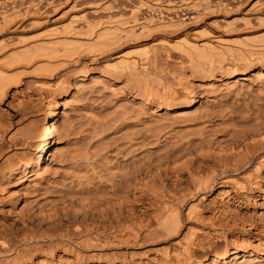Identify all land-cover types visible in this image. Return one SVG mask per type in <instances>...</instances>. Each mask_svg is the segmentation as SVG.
<instances>
[{"label": "bare ground", "instance_id": "1", "mask_svg": "<svg viewBox=\"0 0 264 264\" xmlns=\"http://www.w3.org/2000/svg\"><path fill=\"white\" fill-rule=\"evenodd\" d=\"M145 3H92L89 5L93 7L83 12L84 21L51 25L45 31L33 33L34 37L28 35L29 39L25 35L23 38L5 34L8 30L2 29V25L0 102L9 88L10 83L5 82L10 78L16 81V70L25 73L23 70L29 69L28 74L34 70L32 74L36 76V72L51 76L67 66L69 60L79 64L85 55L86 62L62 72L57 84L47 83L53 104L29 118L21 146L5 152L3 146L14 136L7 125L1 126L0 203L14 208L22 204V210L28 207L50 217L55 211L66 209L107 211L108 205L119 210L143 209L141 214L130 211L122 216L120 212L122 217L116 216L120 218H116V224H105L103 229L70 222L67 227L63 225L66 228L53 231L25 224L26 229L19 233H0V264H33L36 252L51 258L36 264H55L52 259L58 248L77 251V264H83L81 250L93 252L100 259L106 257L109 263L126 255L143 257L152 251L164 257L147 264H167L171 256L175 257V264H264V219L256 244L249 240L230 242L223 226L215 228L212 221L202 216L198 204L217 181L264 193V60L255 56L243 63V59L240 68H235L234 63L228 64L220 57L222 51L218 53L211 42L201 39L203 33L196 39L195 30L197 34L189 37L186 28L196 23L199 12L193 13L185 6L182 13L177 8L169 10L170 7H160L158 11L157 6L158 13H154L153 5ZM72 6L69 10L77 9ZM63 12L67 17L66 10ZM34 15L24 24L20 21L16 27L10 26L11 30L19 26L41 30L47 19L44 14ZM172 51L187 65L170 67L163 53ZM218 55L221 64H215L216 61L209 68L201 67L202 63L215 61ZM96 62L100 65L91 67ZM85 99H91L86 102L94 104L107 119L105 113L109 115L117 105L121 109L106 120L84 110ZM63 101L83 111L91 120L89 126L69 131L67 112L58 111ZM59 115L65 118L63 122ZM63 137H70L64 145ZM78 141L84 142L79 145ZM26 146L33 149L26 151ZM210 157L213 164H203L204 169L201 164L195 167V160L207 161L205 158ZM173 174L187 175L185 185L178 187L179 179L171 180ZM55 217L51 218L52 223ZM47 218L45 221L49 222ZM200 234L218 242L204 246Z\"/></svg>", "mask_w": 264, "mask_h": 264}, {"label": "rangeland", "instance_id": "2", "mask_svg": "<svg viewBox=\"0 0 264 264\" xmlns=\"http://www.w3.org/2000/svg\"><path fill=\"white\" fill-rule=\"evenodd\" d=\"M13 1L12 0H0V15H1V17H3V15L6 17V18L4 17L5 19H2L0 17V29L3 27L2 25H5L4 26L5 28L4 27L2 28L5 30H8V31H6L5 34L11 35V36L23 37V38L26 36L27 39H29L28 35L29 36L31 35L32 37H34L37 33L41 32V31H45L46 29H49L53 25L57 26L59 24H62L63 22L68 23L70 21H73L75 23L72 22V24L76 25L77 23L84 21L83 15H85V14H83V12L84 13L87 12V10H89L91 7L97 5L98 3H100L101 5L107 4L110 0L109 1L103 0L102 1L103 3L101 1L99 2V0H97V1L95 0V2L97 4L94 2V0L90 1V3H88L89 0H86L88 5L93 3L92 4L93 6L92 5L88 6L86 3H84L85 0L84 1L83 0H76L77 3L75 0H71V1L65 0L67 3H65L64 0L63 1L62 0H51L50 2H49V0H47L46 2H44L45 0H37V1L36 0H34V1H32V0H28V1L27 0H15L14 2ZM72 1H73V6H72ZM140 1H142V3L146 2L145 6L152 4L153 5L152 7L154 8L153 9L154 13H155V11H156V13H158V11H160V7H164V9H166V10H168V8L170 7L169 10H175V11L177 8L179 13H182V11H184L182 9V8H184V6L190 8L192 10L191 12H193V13L199 12L198 13L199 17H198L197 21H195L196 23H192V26L190 25L188 28H186L187 29L186 32L189 31L188 32L190 34V35L188 34L189 37L192 38L194 34L198 33L199 35L197 34L196 39H198V37L200 39L202 36V33H203L204 35L202 36L203 38H201V39H205V40L211 42L215 46V49L218 48V49H216L219 51L218 53H220V51H222V53L224 55H222V53H220L219 54V55H221L220 57L225 58V59L223 58L224 62L229 61L228 64L234 63L232 66L234 67V65H235V68H240V65H241L240 62L242 63L243 59H244L243 63H245L244 61L248 62V61L254 60L255 58H253V57H255V56H256V58H259V59L261 58V60L263 58V60H264V0H196V1L195 0H161L162 2L161 1L159 2V0H151V1L150 0H140ZM156 1H158V2H156ZM52 2H53V4H52ZM74 2H75V4H74ZM78 3H80V4H78ZM28 4H30V5H28ZM45 4H46V7H45ZM59 4L61 6H59ZM76 4H78V5H76ZM84 4H86V5H84ZM162 4H163V6H162ZM24 5H25V7H24ZM68 5H69V7L72 6L73 8H77V9H70L69 10ZM75 5H76V7H74ZM79 5H81V6H79ZM55 6L59 9H56ZM77 6L80 8H78ZM82 6H84V7L82 8ZM172 6H173V8L174 7L175 8L173 9ZM155 7L158 8V9L156 8L158 11L155 9ZM48 8H50V9H48ZM67 8H68V10H67ZM179 9H181V12ZM184 9H186V8H184ZM190 9H188V10H190ZM63 10L64 11L66 10V12L68 14L67 17H66V15H62L64 13ZM52 11H53V13L51 14ZM162 11H164V10H162ZM4 12H5V14H4ZM6 12H8V13H6ZM14 12L17 16L18 15L19 16L16 17ZM30 12H31V14H30ZM18 13H20V14H18ZM34 13L35 14L37 13V15H34ZM41 14H44L45 15V16H43L44 19H47V20H45V22H47V23H45L43 25V28L41 30L40 29L36 30V29H32V28H23L22 29V28H20L22 26H19L16 29L13 28V29H15L14 31H13V29L11 30V27H14L15 24L18 25L22 21L23 22L21 24H24V23H26V21H28V19L30 20V18H32L33 15L34 16H38V15L42 16ZM59 14L61 16H58ZM71 14L74 15V19H75V15L78 18H80V19H78L76 17V20L78 19V22L76 20L74 21L73 16ZM9 15H11V16H9ZM22 15L25 17H23ZM46 15H48V16H46ZM258 15H259V17H258ZM21 16H22V19H21ZM56 16H58L59 18ZM68 16H70V17H68ZM81 17H83V18H81ZM12 18L15 19V21ZM253 18H256V19L254 20ZM71 19H73V20H71ZM4 20H5V24L3 23ZM10 20H11L12 24H11ZM218 21H220V22H218ZM6 22H8L9 24H6ZM195 30L196 31L198 30L197 33ZM202 30H204L205 33ZM192 31H195V32L193 33ZM35 32H36V34H35ZM13 33L17 34V35H14ZM200 34H201V36H200ZM23 35H25V36H23ZM181 36H183V34H181ZM205 36H206V38H205ZM30 39H31V37H30ZM212 39H214V40H212ZM221 40H223V41H221ZM216 41H218V42H216ZM221 42H223V43L221 44ZM218 45H220V46H218ZM252 51L254 53H255V51H257L256 52L257 54L255 53L256 55L253 54L251 56ZM170 53H172V54H170ZM176 53L177 52H175V51L165 52V54L163 53L164 57L167 59V61H169L168 64L170 63L171 65L170 64L169 65L172 68L177 67V65H179L181 63V60L178 58ZM233 53H236V54H233ZM219 55L215 57V58L218 57L215 61L212 60L211 62H209L210 64L207 62L202 63L201 67L202 68H206V67L209 68L210 65H215L217 63L221 64L223 61H221L222 59L220 60ZM82 57L79 61L80 65L78 63H75V62L69 60L70 63H68L67 66L64 65L63 67H60L55 72H53V75H51V76H49L46 73H45L46 76H44L43 72L41 74L42 76H40V74H38L40 72H36L38 75V76H36L35 74H32V73H35V72H32L34 70L31 71V74H28V73H30V72H28L29 69L23 70V71H25V73L22 72V70H18V72L16 70L17 74L14 71H13L14 73L12 72L13 78H15L16 81L14 79L12 81V79L10 78L11 82H13V83L9 82L10 79L7 80L8 82L7 81L5 82L6 85H8V83H10V84L8 86L9 88H6L7 89L6 96L0 102V128H2L1 126L7 125L8 129L11 132L10 134H12V136H14V139H13L14 142L13 141L6 142V145L3 146L5 152L13 149L15 146L20 145V143L22 142L21 140L23 138L22 134L24 135V132H25L24 130L29 125L28 124V121L30 120L29 118L32 119L33 116L37 114L36 112L39 113V111L45 109L47 107L46 105L53 104V100H52L53 95H52V93H50L51 89H50V91H48L50 88L49 85L57 84L58 81L60 80L61 75L65 71H68L69 69L70 70L76 69L79 66H81L83 64V62H86L85 61L86 56L82 55ZM65 58H69V57L65 56ZM175 59H177V60H175ZM187 63H189V62H187ZM213 63H215V64H213ZM238 64H239V66H237ZM97 65H100V62H96L94 64H91V67L97 66ZM173 65H175V66H173ZM185 65H187V64L181 63L178 67L185 66ZM217 66H219V65H217ZM26 72H28V73H26ZM21 74H23V75L21 76ZM57 74H59V75L57 76ZM47 83L49 85H47ZM176 86H175V88H176ZM47 87H48V89H46ZM36 89H38V90H36ZM39 89H40V91L41 90H43V91L40 92ZM89 97H91V96H89ZM83 101H85V102L91 101V99H85ZM86 103H87V107L84 110L91 111L94 114H97L98 116L102 115L104 117V115H103L104 113H102V111H100V109L96 108L94 106V104H90L88 102H86ZM116 109H118V110L121 109V106L117 105V107L112 109L113 111H112V113L110 112V114L114 115L115 114L114 112L116 111ZM58 111H60V113L62 111L67 112V118L70 121L66 122V127L68 128L69 131H70V129H72L74 131V130H79L81 128H86L89 126V123L91 121L90 119H88L87 116L82 114L83 111L80 112V110L76 109L74 104L68 105L67 103L64 102V104L61 105V107L58 109ZM109 111H111V110H109ZM31 112H32V114H31ZM105 114H106L105 115L106 117L111 116L110 114L109 115H107V113H105ZM29 116H31V117H29ZM58 117H59L60 122H63L65 120V118L62 117L61 115H59ZM109 117H108V119H109ZM105 119L108 120L107 118H105ZM68 138H70V137H68ZM68 138L63 137L64 141L62 140V145L66 144L65 142H67L66 140ZM81 142H84V141H81ZM81 142L78 141V144L80 145ZM83 145H85V144H83ZM32 149H33V146H31V148H30V146H26L24 148V150H26V151H28V150L31 151ZM205 159H207V161H205V160L201 161L200 159L195 160V167L198 166L196 164H199V165L201 164L200 167L204 169L205 168L204 165L207 166V163L210 162L209 164L211 165V163L213 164L215 162L214 159L211 157L205 158ZM211 159H212V161H211ZM263 172H264V165H263ZM202 173H203V171H202ZM178 175L173 174L171 180L172 181L174 180L173 182H176L179 179L178 187L179 186L181 187V186L185 185V181L188 178L186 177L187 175L182 174V175H179V177H178ZM171 180L168 179V184H171ZM233 186H234V184L233 185L232 184H223V183H220L219 181H217L214 184V186L210 189V191L206 194L205 198L203 200H201V202L198 203L201 207V210H202L201 212H203L202 216L204 218H206V220L212 221L216 225L215 228H217V229H220L223 226V228L226 231L227 238L230 242H234V241L235 242H237V241L241 242L243 240H247V241L249 240V241L253 242L254 244H256L259 241V236L261 234L260 232H261L262 221L264 219V217L262 216V214L264 215V213H261V212H264V193L262 191L255 189V188H253V189L252 188H249V189L246 188V189H248V191H247L246 189L241 190L238 187H237L238 188L237 189L236 185L234 187ZM171 187H173V186H171ZM20 206H18V208H14L10 204L0 203V233H3V234L8 233L9 235L19 233V232L26 229L24 227L25 224L31 225L33 227H38V226L43 227V228L46 227L45 229H48V230L50 229L49 231H53V230H56L57 228H60V227L66 228L70 224V222H72V223L78 222V224H81V225L83 224L86 226L88 224V226H93V227L95 226V227H100L101 229H103L105 224L108 226L110 224H116V222H117L116 220L120 219V218H117L118 216L119 217L125 216L130 211L132 213H135V214H141L140 212L143 209V208H141V210H140L139 207L138 208L135 207V209L131 208V210H130L129 207H124L121 210H119V209H117L118 207H116L114 205L113 206L108 205L107 211L101 210L102 211L101 212L100 210H96V211H85L84 212V211L80 210L79 212L78 211L73 212V211H70L69 209L68 210L66 209V210L55 211V213H52L53 217L52 216L50 217V216H48V214L46 212L41 213V211H39V213H37L34 210L29 209L28 207H26L22 210V209H20ZM145 206H147V205H145ZM45 208H44V210H45ZM120 212H121V214H120ZM122 212H123V214H122ZM119 214L122 216H120ZM46 216L49 217V218H47V219H49V222L45 221ZM55 216H57V217H55ZM54 217H55L56 223L53 222L54 223L53 224L52 221H54V219L52 220L51 218H54ZM43 219H44V222H42ZM23 222H25V223H23ZM89 224H91V225H89ZM48 225H50V226H48ZM63 225H65L66 227ZM100 228H98V229H100ZM200 235L198 236V238L196 240V243L198 242L197 243L198 245H199V242L201 240L204 242V246H206V244H207V246H209V244L210 245L213 244V246H214L218 242L216 238H213L210 235H208L210 237H207V236H205V234L201 235L202 237L200 240ZM199 250H201V249L199 248ZM81 251H82V253L84 252L83 258L85 260L83 259V264H107V263L108 264H126V263L129 264V263H132V261H135L134 263H136V264H139V263L140 264H144V263L147 264L148 262L152 263V261L153 262L158 261V260L161 261L163 259L162 257H164L161 254L154 253L151 251L147 255H143V257H142V255H137V256L134 255V257L132 256L133 257V259H132V257L129 258L126 255V256H124V258L123 257L118 258V260L113 259L112 262L109 263V262H106V260H107L106 257H101V259H100L97 256L98 259H96L97 258L96 255L92 254L93 252L91 253V252L85 251V250H81ZM74 252L75 251H72V253H71L70 250H67V249L64 250V248L63 249L62 248L55 249L54 256H53L52 260L55 264H77L78 263L77 260H79V258H77V257H79V255L77 254L78 253L77 251L75 253ZM39 253L40 252H36V254L33 256V264H36L38 262L45 261V260L48 262L50 261V259H51L50 257L46 256L45 254H42V253L39 254ZM92 255L95 257H93ZM122 258L124 259V262H123ZM125 259L126 260L128 259L127 261L130 260L131 262L129 261V263H128V262H126ZM166 261H167V264H169V262H171L170 264H175L176 259H175V257L173 258V256H171Z\"/></svg>", "mask_w": 264, "mask_h": 264}]
</instances>
